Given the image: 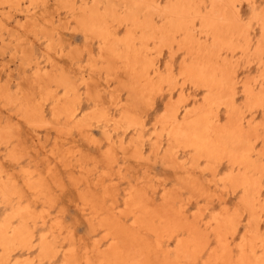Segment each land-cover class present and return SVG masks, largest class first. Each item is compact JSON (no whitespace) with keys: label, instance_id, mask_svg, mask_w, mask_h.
<instances>
[{"label":"bare ground","instance_id":"bare-ground-1","mask_svg":"<svg viewBox=\"0 0 264 264\" xmlns=\"http://www.w3.org/2000/svg\"><path fill=\"white\" fill-rule=\"evenodd\" d=\"M0 58V264H264V0H0Z\"/></svg>","mask_w":264,"mask_h":264},{"label":"rangeland","instance_id":"rangeland-1","mask_svg":"<svg viewBox=\"0 0 264 264\" xmlns=\"http://www.w3.org/2000/svg\"><path fill=\"white\" fill-rule=\"evenodd\" d=\"M244 9H246V8H244ZM76 39L77 40H75V41H73V43H79L80 42V40L78 39V37H76ZM0 63H5V62H3L2 60H1V58H0ZM10 65H11V63H9ZM12 66V65H11ZM0 67H1V64H0ZM12 68H13V66H12ZM157 105H158V109L157 110H159L160 108H161V102L160 101H158L157 102ZM157 165V166H156ZM154 166V169H152L153 170V173H155V174H158V176H160L161 178H165L166 180H168V181H170V180H172V176H170V173H168V171H164L158 164H154L153 165ZM170 179V180H169ZM67 197L65 198V200L67 201ZM64 200V201H65ZM65 201V202H66ZM66 204H68V201L66 202ZM68 214H69V216H73V217H75V218H77L76 216H75V213H74V211H73V209H72V207L70 206V208L68 209ZM83 229V230H82ZM80 232V233H79ZM84 233V228H83V226H82V224H79L78 225V233H79V235H81V234H83Z\"/></svg>","mask_w":264,"mask_h":264}]
</instances>
